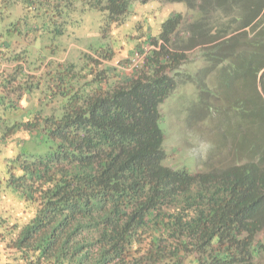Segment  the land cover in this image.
Wrapping results in <instances>:
<instances>
[{
    "label": "trees",
    "instance_id": "16d2710c",
    "mask_svg": "<svg viewBox=\"0 0 264 264\" xmlns=\"http://www.w3.org/2000/svg\"><path fill=\"white\" fill-rule=\"evenodd\" d=\"M171 1L190 22L166 19L129 78L102 39L132 0H26L34 11L0 32V65L19 63L2 69L3 89L19 92L24 66L44 68L25 76L34 111L21 92L0 95V145L15 149L0 175V264H264V0ZM89 10L105 15L99 42L70 60L67 39ZM186 83L236 139L232 163L163 165L159 105Z\"/></svg>",
    "mask_w": 264,
    "mask_h": 264
},
{
    "label": "rangeland",
    "instance_id": "374dc122",
    "mask_svg": "<svg viewBox=\"0 0 264 264\" xmlns=\"http://www.w3.org/2000/svg\"><path fill=\"white\" fill-rule=\"evenodd\" d=\"M23 2L26 3V0H12L6 2L1 8L3 0H0V32L3 31L10 20L14 22L18 17H22L24 13L34 11L30 9L28 12ZM13 6L14 11L12 10ZM6 12H14L16 16L13 14L11 16ZM177 12L181 13L185 24L190 22L192 13L187 11L183 2L132 0L125 23L114 27L110 32L111 37L102 40L111 41L113 48L118 50V61L121 60V65L124 66L127 58L131 55L130 47L132 51L156 47L152 39L157 38L161 24ZM104 17V13L96 10H89L82 16L80 23L82 27L77 28L78 35H73L76 38L67 39V42L70 41L66 45L70 60L76 59L80 52L86 50L88 46L97 45L99 42V27ZM25 21L28 22L30 19ZM96 29L97 32H95ZM42 40L43 38L37 40L40 47H42ZM120 71L126 76L131 75L130 71L122 69ZM211 84L214 86L213 83ZM201 101L202 99L197 97L194 85L186 83L173 91L159 105V127L164 135L163 149L166 154L163 160L164 166L174 169L184 168L190 173H195L210 166L223 167L238 159L233 146L236 139L227 138L224 130L219 126L222 120L214 117V113L210 112L206 115V111L201 110ZM28 104L26 101L22 102V106L26 108L29 106ZM215 104L214 99L209 102L212 108ZM201 144H210L211 147L206 151H201ZM13 148L14 145L11 142L0 145V175L5 174V164L15 152ZM8 195L12 199L11 192ZM18 197V207L16 209H6L8 212L13 213L21 207V199L20 196Z\"/></svg>",
    "mask_w": 264,
    "mask_h": 264
},
{
    "label": "crops",
    "instance_id": "0c3cea01",
    "mask_svg": "<svg viewBox=\"0 0 264 264\" xmlns=\"http://www.w3.org/2000/svg\"><path fill=\"white\" fill-rule=\"evenodd\" d=\"M3 36V35H2ZM4 40V36H3V38H0V43L1 44H3V43H5V41H3ZM9 46V45H8ZM10 47L11 48H16V49H21V48H24V42H22L21 41V44H18V45H15V44H13L12 46L10 45ZM40 48H43V46L42 47H40V46H38V50L36 51L37 53H45V50H40ZM44 49V48H43ZM7 49L6 48H3L2 46H0V52H1V54L2 53H4L5 51H6ZM18 64L19 63H17V61L16 62H8V64H1L0 65V74L2 73V69L3 68H5L6 70H7V72L6 73H4V75L5 74H7V73H10V72H12V70H13V68L14 67H16V66H18ZM25 65V64H24ZM43 72H44V68L42 67L41 69L40 68H38L37 70H33V71H29L28 70V68L27 67H23L22 69H21V71H18L16 74H15V77L17 78V80H15L13 83H19L20 84V86H21V89L19 90V92L18 91H16V92H7L5 89H8L9 87H7V88H5V89H3V87L2 86H0V95H4V94H6L7 95V97L9 96V98H14V97H16V96H18V94L21 92V95H20V98H19V100L20 101H27V100H29V99H31V100H33V101H36V99H37V96H38V93H36L35 91L33 92L34 94H30L29 96H25L26 94H27V92H24V89H23V85H24V81H27L28 80V78H26L25 76H27V75H29L30 74V77H31V80H37V81H39V79H40V75H43ZM1 75H3V74H1ZM35 80V81H36ZM29 81H30V78H29ZM11 85V84H10ZM23 89V90H22ZM22 90V91H21ZM22 106L20 105L19 107H18V109L20 110V111H22ZM35 110V108H34V106L33 107H31V109H29L28 111L29 112H32V111H34ZM24 114V113H23Z\"/></svg>",
    "mask_w": 264,
    "mask_h": 264
},
{
    "label": "clouds",
    "instance_id": "9594fccd",
    "mask_svg": "<svg viewBox=\"0 0 264 264\" xmlns=\"http://www.w3.org/2000/svg\"><path fill=\"white\" fill-rule=\"evenodd\" d=\"M159 33V32H158ZM155 44V43H154ZM155 46H156V44H155ZM155 48H157V47H155ZM151 49H154V47H149V48H146V49H136L134 52H136V51H139V52H145L146 54H145V56L143 57V59L139 62V66L138 67H136V68H134V69H130L129 67H128V61H129V58L133 55V53L127 58V60H126V62L124 63L125 65L123 66V65H121V62H119L118 60L117 61H114L113 62V66L114 67H116V68H118V69H122V70H124V71H130L131 72V74H132V72L134 73V72H136V71H138V69L143 65V63H144V60H145V58H146V56H147V53L151 50ZM123 74V73H122ZM123 76L126 78H129L131 75H128V76H126L125 74H123ZM24 102V101H23ZM26 108V107H25ZM29 108V107H28ZM28 108H26V109H28ZM204 112H205V110H204ZM24 113H26V110H24ZM206 115H208L207 113H206ZM11 138V137H10ZM9 139V138H8ZM7 140V139H6ZM211 147V145L210 144H201V146H200V150L201 151H206L208 148H210ZM210 167H214V166H210ZM215 167H218V166H215ZM209 167H207V168H205V169H203V170H206V169H208ZM199 171H201V170H199Z\"/></svg>",
    "mask_w": 264,
    "mask_h": 264
},
{
    "label": "built area",
    "instance_id": "2783aa9c",
    "mask_svg": "<svg viewBox=\"0 0 264 264\" xmlns=\"http://www.w3.org/2000/svg\"><path fill=\"white\" fill-rule=\"evenodd\" d=\"M145 54H146L145 52H139V51L134 52L133 55L129 58L128 67L130 69H134L138 67L139 62L143 59Z\"/></svg>",
    "mask_w": 264,
    "mask_h": 264
}]
</instances>
